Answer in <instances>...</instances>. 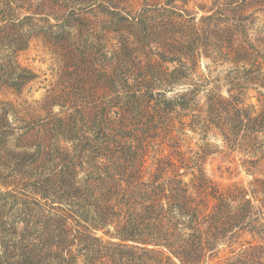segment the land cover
Here are the masks:
<instances>
[{
  "label": "trees",
  "instance_id": "obj_1",
  "mask_svg": "<svg viewBox=\"0 0 264 264\" xmlns=\"http://www.w3.org/2000/svg\"><path fill=\"white\" fill-rule=\"evenodd\" d=\"M260 15L264 0H2L0 93L38 79L19 61L33 40L61 66L41 100L0 101V264H264ZM201 56L231 66L228 96L168 99ZM211 134L247 185L207 175Z\"/></svg>",
  "mask_w": 264,
  "mask_h": 264
},
{
  "label": "rangeland",
  "instance_id": "obj_2",
  "mask_svg": "<svg viewBox=\"0 0 264 264\" xmlns=\"http://www.w3.org/2000/svg\"><path fill=\"white\" fill-rule=\"evenodd\" d=\"M2 3V0H0ZM205 3H207L205 1ZM210 3V2H209ZM207 4L210 7V4ZM194 12H198V17L203 15V12L199 9H194ZM252 33L256 34L260 31L264 33V16L260 15L257 18L256 24L252 28ZM199 65L196 69V75L191 76L189 79L182 80L181 86L175 92H170L167 96L168 99L176 98L179 92L186 90L187 85L198 83L201 85H207L209 88L220 84L221 93L224 97L228 96V84L229 78H227L228 72L231 70L229 64L223 66L217 65L210 58L206 56L199 57ZM19 61L24 67H28L37 73L38 79L30 84L22 95L16 96L12 92L3 91L0 93V101H10L13 104H22L24 102L31 103L35 100H41L46 94L56 89L57 82L59 80L60 62L57 56L53 53L51 47L46 45L42 40H33L28 49L19 54ZM247 103L257 104L255 93L251 92L248 96ZM60 107H54L53 111L58 112ZM190 146L194 150H198L199 147L204 145L203 138L200 133L189 132ZM205 142L212 145L213 154L206 160L205 170L207 175L212 178L213 181L221 185H233L234 183H240L247 185L251 180L246 169L242 166V156L238 153H230L228 149L223 146V142L220 138L213 134L205 140ZM246 240H251V236H245ZM226 253H222V258ZM216 261L212 262L215 264Z\"/></svg>",
  "mask_w": 264,
  "mask_h": 264
}]
</instances>
